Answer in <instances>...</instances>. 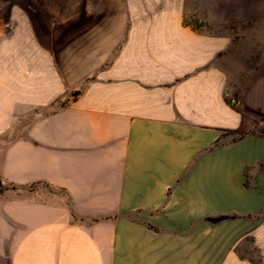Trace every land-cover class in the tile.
Returning <instances> with one entry per match:
<instances>
[{"label": "crops", "instance_id": "crops-1", "mask_svg": "<svg viewBox=\"0 0 264 264\" xmlns=\"http://www.w3.org/2000/svg\"><path fill=\"white\" fill-rule=\"evenodd\" d=\"M180 2L0 0V264H245L264 74Z\"/></svg>", "mask_w": 264, "mask_h": 264}, {"label": "rangeland", "instance_id": "rangeland-1", "mask_svg": "<svg viewBox=\"0 0 264 264\" xmlns=\"http://www.w3.org/2000/svg\"><path fill=\"white\" fill-rule=\"evenodd\" d=\"M180 3L184 24L219 36L222 42L235 46L241 66L236 75L237 85L244 78H261L264 74V0H181ZM64 102L59 100L55 106ZM248 126V122L244 123L243 130ZM261 231V236L254 231L252 248L243 254L245 264H264V228Z\"/></svg>", "mask_w": 264, "mask_h": 264}, {"label": "trees", "instance_id": "trees-1", "mask_svg": "<svg viewBox=\"0 0 264 264\" xmlns=\"http://www.w3.org/2000/svg\"><path fill=\"white\" fill-rule=\"evenodd\" d=\"M244 112L246 113H250L255 121V129L258 133L260 134H264V116L263 115H260L258 113H255V112H252L246 108H243ZM231 132H237L239 134V136H243L246 131L243 130V126L240 127V129L238 130H235V131H231ZM244 182L246 185H248L249 181H248V176H247V172L245 171L244 173ZM229 216H218V217H215V218H209V220L211 221H214V222H217V221H220L222 219H225V218H228Z\"/></svg>", "mask_w": 264, "mask_h": 264}]
</instances>
